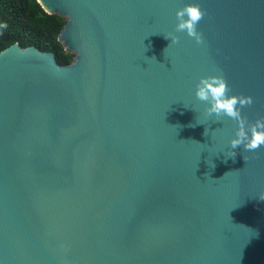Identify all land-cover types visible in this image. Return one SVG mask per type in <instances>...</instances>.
<instances>
[{"label": "water", "instance_id": "95a60500", "mask_svg": "<svg viewBox=\"0 0 264 264\" xmlns=\"http://www.w3.org/2000/svg\"><path fill=\"white\" fill-rule=\"evenodd\" d=\"M38 1L75 58L0 53V264H264V146L230 157L195 95L221 75L264 117V0Z\"/></svg>", "mask_w": 264, "mask_h": 264}, {"label": "clouds", "instance_id": "9594fccd", "mask_svg": "<svg viewBox=\"0 0 264 264\" xmlns=\"http://www.w3.org/2000/svg\"><path fill=\"white\" fill-rule=\"evenodd\" d=\"M205 15L206 12L202 10L199 4L185 5L176 13L178 21L176 32H186L189 37L195 39L197 44H203V34L198 31V25ZM166 37L171 39L172 44L179 43V37L176 35ZM231 91L232 89L225 77L210 75L200 78L196 85L195 95L199 101L207 105L205 113L208 117L215 116L216 121H221L226 116L237 122L238 128L235 138L230 141L233 150L230 157H235L236 152L234 150L241 146H243L244 151H256L264 146V117L249 123L247 118L242 115V110L251 106L254 103V98L243 94L230 95ZM260 199L264 200V197Z\"/></svg>", "mask_w": 264, "mask_h": 264}, {"label": "trees", "instance_id": "16d2710c", "mask_svg": "<svg viewBox=\"0 0 264 264\" xmlns=\"http://www.w3.org/2000/svg\"><path fill=\"white\" fill-rule=\"evenodd\" d=\"M65 24V18L47 13L38 0H0V53L15 44L34 46L55 54L60 65H71L75 55L59 40Z\"/></svg>", "mask_w": 264, "mask_h": 264}]
</instances>
